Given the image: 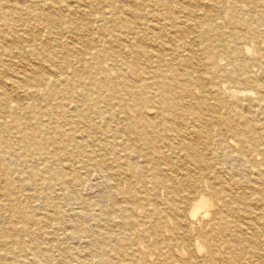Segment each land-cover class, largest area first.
<instances>
[{"label":"bare ground","instance_id":"bare-ground-1","mask_svg":"<svg viewBox=\"0 0 264 264\" xmlns=\"http://www.w3.org/2000/svg\"><path fill=\"white\" fill-rule=\"evenodd\" d=\"M0 264H264V0H0Z\"/></svg>","mask_w":264,"mask_h":264},{"label":"rangeland","instance_id":"rangeland-1","mask_svg":"<svg viewBox=\"0 0 264 264\" xmlns=\"http://www.w3.org/2000/svg\"><path fill=\"white\" fill-rule=\"evenodd\" d=\"M236 87H240L239 85H236Z\"/></svg>","mask_w":264,"mask_h":264}]
</instances>
